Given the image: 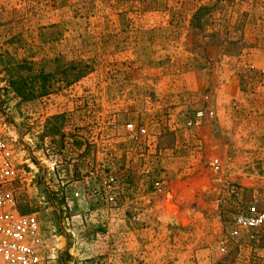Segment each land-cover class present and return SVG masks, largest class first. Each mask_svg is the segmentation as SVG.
Instances as JSON below:
<instances>
[{"label": "rangeland", "instance_id": "obj_1", "mask_svg": "<svg viewBox=\"0 0 264 264\" xmlns=\"http://www.w3.org/2000/svg\"><path fill=\"white\" fill-rule=\"evenodd\" d=\"M249 8L250 0H0V128L17 139L20 168L28 173L26 161L37 168L32 182L13 185L20 212L43 214L58 236L66 217L75 216L51 211L60 207V183L53 193L43 166L53 152L46 153L48 141L55 138L60 160L69 135L86 145L79 156L96 158L99 179L114 169L137 186L142 180L149 193L144 205L164 211V223L152 231L159 243L144 249L156 262L146 264H264V227L232 237L240 213L251 206L264 211V119L260 128L242 132L237 117L243 110L247 124L258 110L264 117V105L257 104L264 70L248 57L264 38L238 34ZM81 62L93 71L72 83ZM220 91L232 98L227 126L210 118ZM238 94L252 101L243 107ZM197 110L207 118L200 129L187 130L185 118ZM126 123L146 127L157 141L146 158L127 154L121 142ZM216 158L224 162L225 184L215 182L210 164ZM167 191L191 223L175 213ZM94 202L118 209L99 197ZM172 218L179 224L168 222ZM56 249L46 264H107V247L102 255L90 247L88 259L77 257L78 246L74 253Z\"/></svg>", "mask_w": 264, "mask_h": 264}, {"label": "crops", "instance_id": "obj_2", "mask_svg": "<svg viewBox=\"0 0 264 264\" xmlns=\"http://www.w3.org/2000/svg\"><path fill=\"white\" fill-rule=\"evenodd\" d=\"M248 11L249 14H246L243 18V22L248 20V24L241 26L238 34H244L252 38H264V0H250ZM248 52V57L254 61L255 67L262 72L264 70V45H255ZM206 72L207 70L205 69L204 73L206 74ZM222 95L223 93L220 91L217 103L215 105L212 104L213 110L210 118L215 124L222 123L227 126L228 124L230 125V118L232 117L227 105L232 98L227 99V96L223 95L222 97ZM236 99L243 104V107L246 106L244 105L245 102L252 101V98L250 99L244 94H238ZM257 104L258 106L264 105V94L258 97ZM243 112L244 116L242 115ZM252 116H254L253 122L247 124L246 119L249 117L247 111L243 110L240 115H237V117H241L240 129H242V132L245 131L248 125L254 128H260L262 125L261 120L264 119L263 111L258 110ZM67 136L69 135H66V138L63 139L65 147L61 150V155H63L60 160L57 159L54 152L57 145L55 138L48 141L49 145L46 153H50L49 149L53 152L49 155L50 160L44 162L46 165L43 164L45 182L47 181V185L51 186L50 190L53 193L56 194L58 192L57 187L54 186L55 183H60V190L55 195L60 198V207H51V211L60 210V213L75 215L71 218L66 217L65 221L63 220L61 229L63 233L58 236L57 227L54 224L46 226L44 221H42L41 215L43 214H39L41 226L43 225L44 237L53 254L57 251L56 247L64 248L62 252L74 253V249L78 246L77 257L88 259L90 247L92 252L98 255H102L104 248L107 247L108 259L105 260L107 264H146L156 262L151 258H157L154 255L151 256L147 251L144 252V249L159 243L160 236L152 231L161 227L159 221L162 222V217L160 218V215H163L162 212L164 211L157 207L150 210L146 207L144 211L137 213L134 212L133 206L127 205L126 199H124V202L122 201L123 210L114 208L115 210L105 211L104 208L102 209V206L94 202L97 197L91 193L86 195V192L89 193L91 191L90 187L96 188L100 184V179L96 176H90V169L96 164V158L93 155H88V157L79 156L80 152H82L78 150L81 147L80 144L75 141L76 139H71ZM72 142H75L76 146ZM24 163H28V168H25L28 173L25 172L20 182L30 183L35 179L37 168L30 161ZM18 164L23 166V160L21 158L19 160V157ZM72 187L74 188L73 191L71 190ZM145 199L141 198L143 201ZM173 202L176 208L182 209L177 215H185L184 220L191 223L192 218H189L187 210L175 203V201ZM105 214L109 215V217L102 221L101 218ZM136 214L138 218H136ZM152 215L157 217V221L154 218H150ZM96 216L99 217L98 220H94ZM168 222L175 225L179 224L178 218H172V221ZM92 233L95 238H90Z\"/></svg>", "mask_w": 264, "mask_h": 264}, {"label": "built area", "instance_id": "obj_3", "mask_svg": "<svg viewBox=\"0 0 264 264\" xmlns=\"http://www.w3.org/2000/svg\"><path fill=\"white\" fill-rule=\"evenodd\" d=\"M206 118L207 114L203 110L192 112V115L185 118V128L190 131L198 130L203 126ZM111 127L115 134L120 132V125L115 117L112 118ZM121 142L128 155L135 150L140 154L139 158H146L150 150L156 149L157 146V141L151 139L146 127L133 123L124 124ZM16 143L17 139L9 137L0 128V264H46L53 259V252L46 242L40 221L34 214L24 215L20 212L13 190V185L25 174L18 164ZM97 143V140L90 142L92 146ZM85 148L86 145L78 148L82 151L80 155L84 154ZM199 151L201 147L195 151L201 155ZM210 165L216 177L215 182L217 184L227 183L224 162L216 158L211 161ZM90 173V176L100 178L99 169L95 165L91 167ZM140 182L137 186L131 180H125L114 169H109L100 179V184L93 189V195L99 197L107 206L118 209L120 208L118 204L126 199L127 205L133 206L134 212L140 213L147 207L141 198L149 196L147 191L141 189L143 181ZM159 190L156 188L154 192L157 193ZM165 194L166 199L170 200L171 206L174 207L175 213L182 211L175 207L171 191ZM235 225L233 238H238L242 229L253 231L262 229L264 211L251 206L236 217ZM222 252H225V248Z\"/></svg>", "mask_w": 264, "mask_h": 264}, {"label": "trees", "instance_id": "obj_4", "mask_svg": "<svg viewBox=\"0 0 264 264\" xmlns=\"http://www.w3.org/2000/svg\"><path fill=\"white\" fill-rule=\"evenodd\" d=\"M81 66V68H79V72L75 78V81H73L72 83L76 82V81H79L80 79L86 77L88 74H90L93 70L92 68L89 66V64L87 62H81L79 63ZM80 67V66H79ZM75 70V66L72 65L71 68H70V71H73ZM77 79V80H76ZM71 82L68 83V84H72ZM219 264H223V263H219ZM233 264V263H231Z\"/></svg>", "mask_w": 264, "mask_h": 264}]
</instances>
